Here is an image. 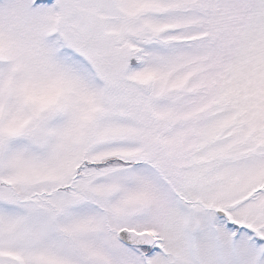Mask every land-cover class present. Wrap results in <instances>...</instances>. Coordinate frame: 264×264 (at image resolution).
<instances>
[{
    "label": "snow or ice",
    "instance_id": "1",
    "mask_svg": "<svg viewBox=\"0 0 264 264\" xmlns=\"http://www.w3.org/2000/svg\"><path fill=\"white\" fill-rule=\"evenodd\" d=\"M0 264H264V0H0Z\"/></svg>",
    "mask_w": 264,
    "mask_h": 264
}]
</instances>
